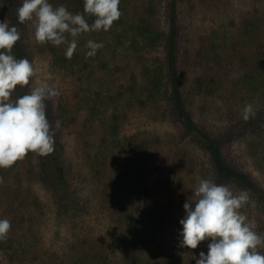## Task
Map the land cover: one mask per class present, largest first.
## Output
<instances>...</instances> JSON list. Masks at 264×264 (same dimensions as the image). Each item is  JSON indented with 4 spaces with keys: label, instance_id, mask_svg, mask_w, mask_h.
I'll return each instance as SVG.
<instances>
[{
    "label": "trees",
    "instance_id": "1",
    "mask_svg": "<svg viewBox=\"0 0 264 264\" xmlns=\"http://www.w3.org/2000/svg\"><path fill=\"white\" fill-rule=\"evenodd\" d=\"M11 1L5 4L0 0V22L8 9L17 13L18 6L15 10L16 3ZM181 1L120 0V19L107 32L93 31V41L103 44L95 57L86 56L89 49L81 37L88 33L77 37L71 59L66 58L64 45L36 42L29 51L14 45L12 54L17 59L31 62L35 48L51 54L57 69L79 72L78 82L85 86L98 72L127 75L128 79L100 83L84 93L75 108L62 98L56 109L49 108L50 100L45 101L54 132V152L43 157L29 152L12 167L0 168V219L11 224L6 240L0 241V264H196V260L177 257L165 241L176 222L174 194L187 184L183 173L189 177L196 173L190 185L192 194L201 179H208L227 185L233 192L247 190L255 202L247 206L264 209V182L235 161L229 150L231 141L247 139L255 167L264 172V25L249 21L245 25L247 38L233 39L227 48V38L217 43L212 37L205 46L208 59L236 61L237 70H227L224 77L205 70L207 73L195 78L192 85L181 66ZM50 3L54 7L64 5L74 14L83 13L84 0ZM86 19L89 24L94 21L92 17ZM220 49L225 56L219 54ZM17 90L24 95L30 89L17 86ZM16 91L13 99L17 98ZM201 91L207 97L224 100L218 111L222 119L228 116L231 125L226 129L214 128L193 116V98ZM246 104H252L255 112L248 121L241 116ZM147 106L162 108L164 115L178 122L183 131L180 138L147 129L123 133L127 112ZM82 110L85 120L80 124L77 112ZM68 128H73L80 140L81 156L92 173L90 193L109 216L114 233L104 241L87 235L72 243L71 253L48 255L39 248L40 215L34 211L41 207V199L36 185L50 191L62 215L82 210L86 204L71 181L65 159L63 133ZM171 158L181 164L183 172H176ZM256 225L255 231L264 235V226ZM257 251L264 254V246H258Z\"/></svg>",
    "mask_w": 264,
    "mask_h": 264
},
{
    "label": "rangeland",
    "instance_id": "2",
    "mask_svg": "<svg viewBox=\"0 0 264 264\" xmlns=\"http://www.w3.org/2000/svg\"><path fill=\"white\" fill-rule=\"evenodd\" d=\"M8 3L11 0H3ZM12 2V1H11ZM15 2V10L21 6L20 0H13ZM51 2V0H49ZM23 3V0H22ZM5 20L8 21L9 26H16L21 33V39L16 43L20 48L29 51L32 44H35L34 26L31 22L20 24L17 13L8 9ZM4 20V21H5ZM249 21H253L258 25H264V2L263 0H182L180 3V25L182 31V51L180 52L181 66L187 73L189 84H194L195 78L206 74L207 71H212V74L225 76L227 70L233 72L237 70V62H225V59L220 62H215L207 54L205 49L206 44L212 41L220 43L224 37L227 38L229 47L233 39L247 38L246 26ZM83 44L87 41L94 40V32L82 36ZM15 44V45H16ZM221 56H225L224 49L217 50ZM31 63L37 69V75L31 78V83L27 87L29 89L48 83L50 86L56 88L60 95L53 100H50L47 105L50 109H56L59 100L62 98L66 102H71L73 107L79 104L76 102L85 96L84 93L96 89L100 83L111 82L112 80H126L127 75L122 77L120 75L106 72H98L94 78H90L86 86L78 82L79 72L69 69H57L54 66L52 55L40 51L38 48L32 50ZM211 57H214L212 55ZM231 61V60H230ZM77 69V68H75ZM220 73H217V71ZM109 80V81H108ZM82 87H86L83 89ZM80 92V97H75ZM201 91L193 99L192 110L193 116L198 120H202L207 125L214 128H227L229 123L227 118L222 119L218 110V106L225 105L224 100L217 97H207ZM26 94V93H25ZM17 98L23 95L21 90L16 91ZM75 108V107H74ZM84 110L77 112L80 119L78 123L84 122ZM128 118L123 133H133L138 130H148L162 136L179 137L183 131L179 129V123L170 120L168 115H164L163 109L155 106H147L146 108H132L127 112ZM99 133V129L97 130ZM64 143L66 145V158L68 166L71 169V181L76 186L83 202H86L82 210L75 211L70 214L62 215L57 211L56 204L53 202L52 195L48 189L40 184L36 185V189L40 195L41 207L35 208V213L39 214L40 219L37 225L40 231V249L41 252L50 254L57 253L62 255L64 252L73 251L72 243L84 238V236L92 235V237H100L102 241L111 239L114 233V227L110 222L109 216L102 212L98 207L90 190L92 189L93 180L91 169L87 160L81 156V148L79 146V139L73 132V128L64 130ZM229 150L235 157V161L240 162L245 167L250 168L254 174L264 182V172L255 167L253 158L248 150L247 139H239L231 141ZM171 158L170 163L175 168L176 172H183L181 164L174 162ZM196 173L187 176L185 185L174 194L177 199L178 210L174 220L175 225H172L166 233L165 241L168 246L177 252V257H186L194 261L196 257L199 258L201 251L207 253L208 244L211 240H205L200 243L197 249L191 250L178 247L182 231L180 220L185 216V209L183 205L187 202L188 197L192 195L190 185L192 177ZM196 176V175H195ZM149 177V176H148ZM152 177L148 179L151 182ZM154 187V186H153ZM240 191L233 192L239 193ZM241 213L248 217L249 221H255L256 224L264 226V209L257 207H250L245 205L240 209Z\"/></svg>",
    "mask_w": 264,
    "mask_h": 264
},
{
    "label": "clouds",
    "instance_id": "3",
    "mask_svg": "<svg viewBox=\"0 0 264 264\" xmlns=\"http://www.w3.org/2000/svg\"><path fill=\"white\" fill-rule=\"evenodd\" d=\"M120 0H84L83 13H72L66 6L54 7L49 0H23L17 9L20 24L31 22L35 41L65 46V56L71 59L77 49V37L84 33L109 31L120 19ZM86 16L94 18L89 24ZM69 36L71 39H69ZM21 39L16 26L7 20L0 22V168L12 167L29 152L48 156L54 152V132L46 114L47 100L60 92L48 83L33 87L28 93L13 99L17 86L30 84L37 69L26 58L17 59L12 50ZM87 57H95L102 43L87 41ZM252 104H246L241 116L244 121L254 117ZM59 126V121L56 122ZM183 205L185 216L180 220L178 247L197 249L201 242L211 240L207 253L201 251L196 264H264V235L255 231V221L241 213L251 201L247 190L239 193L227 185L201 179ZM11 229L7 219H0V241L6 240Z\"/></svg>",
    "mask_w": 264,
    "mask_h": 264
}]
</instances>
